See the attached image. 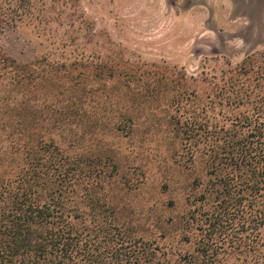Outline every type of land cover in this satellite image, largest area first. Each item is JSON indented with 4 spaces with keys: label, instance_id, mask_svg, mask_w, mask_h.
Returning a JSON list of instances; mask_svg holds the SVG:
<instances>
[{
    "label": "rangeland",
    "instance_id": "obj_1",
    "mask_svg": "<svg viewBox=\"0 0 264 264\" xmlns=\"http://www.w3.org/2000/svg\"><path fill=\"white\" fill-rule=\"evenodd\" d=\"M2 54L67 73L26 98L43 116L31 121L44 159L80 162L79 210L114 209L121 228L160 251L191 252L196 223L172 227L193 209L187 184L208 177L201 146L191 153L179 132L230 128L225 116L264 96V0H0ZM83 174L92 177L84 195Z\"/></svg>",
    "mask_w": 264,
    "mask_h": 264
},
{
    "label": "trees",
    "instance_id": "obj_2",
    "mask_svg": "<svg viewBox=\"0 0 264 264\" xmlns=\"http://www.w3.org/2000/svg\"><path fill=\"white\" fill-rule=\"evenodd\" d=\"M0 72L6 96L0 99V264H264V96L254 95L250 111L225 116L230 128L207 126L194 137L179 132L191 153L201 146L208 178L187 184L193 209L172 228L185 231L194 222L198 238L191 252L173 255L160 251L155 240L121 228L114 209L102 216L95 208L83 214L74 183L80 162L44 159L48 145L31 121L43 116L32 112L26 94L67 73L56 68L36 73L4 54ZM244 99L250 103L247 94ZM242 103L238 97L237 105ZM51 171L62 180L56 183ZM91 180L81 176L82 195ZM165 225L156 228L163 235ZM182 239L190 242L185 234Z\"/></svg>",
    "mask_w": 264,
    "mask_h": 264
}]
</instances>
